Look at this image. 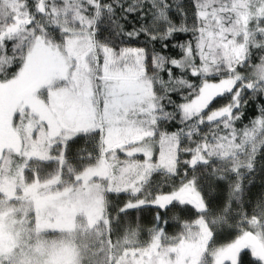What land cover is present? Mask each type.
Here are the masks:
<instances>
[{
  "label": "snow or ice",
  "instance_id": "1",
  "mask_svg": "<svg viewBox=\"0 0 264 264\" xmlns=\"http://www.w3.org/2000/svg\"><path fill=\"white\" fill-rule=\"evenodd\" d=\"M0 264H264V0H0Z\"/></svg>",
  "mask_w": 264,
  "mask_h": 264
},
{
  "label": "trees",
  "instance_id": "2",
  "mask_svg": "<svg viewBox=\"0 0 264 264\" xmlns=\"http://www.w3.org/2000/svg\"><path fill=\"white\" fill-rule=\"evenodd\" d=\"M133 215H135V214H133Z\"/></svg>",
  "mask_w": 264,
  "mask_h": 264
}]
</instances>
